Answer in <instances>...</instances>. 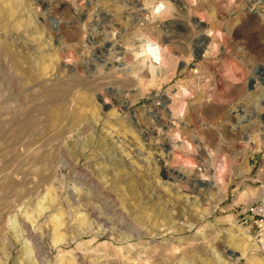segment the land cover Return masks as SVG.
<instances>
[{"label":"rangeland","instance_id":"1","mask_svg":"<svg viewBox=\"0 0 264 264\" xmlns=\"http://www.w3.org/2000/svg\"><path fill=\"white\" fill-rule=\"evenodd\" d=\"M260 66L264 0H0V264H264Z\"/></svg>","mask_w":264,"mask_h":264},{"label":"water","instance_id":"2","mask_svg":"<svg viewBox=\"0 0 264 264\" xmlns=\"http://www.w3.org/2000/svg\"><path fill=\"white\" fill-rule=\"evenodd\" d=\"M53 23H55V22H53ZM196 41H197V44H195L193 46V48H194V57H195V59H198L202 54L204 45L207 43V37L200 35ZM263 71H264V66H260L254 70V73L263 74ZM263 80L264 79H260L259 81H261L263 83ZM162 101L164 103L165 99H162Z\"/></svg>","mask_w":264,"mask_h":264},{"label":"bare ground","instance_id":"3","mask_svg":"<svg viewBox=\"0 0 264 264\" xmlns=\"http://www.w3.org/2000/svg\"><path fill=\"white\" fill-rule=\"evenodd\" d=\"M161 7H162V5L157 6V8L155 9L154 12H156V11L158 12ZM146 47H147L146 51H147L148 55H150L152 57L154 62H156V63L161 62L162 55H161L160 50L157 47L152 46V45H147ZM151 50H153V51L151 52Z\"/></svg>","mask_w":264,"mask_h":264},{"label":"built area","instance_id":"4","mask_svg":"<svg viewBox=\"0 0 264 264\" xmlns=\"http://www.w3.org/2000/svg\"><path fill=\"white\" fill-rule=\"evenodd\" d=\"M251 212H252L255 216H257V217L260 218L259 220H257L256 224H257L259 227L263 226V224H264V214H262L260 211H258V209H252Z\"/></svg>","mask_w":264,"mask_h":264},{"label":"clouds","instance_id":"5","mask_svg":"<svg viewBox=\"0 0 264 264\" xmlns=\"http://www.w3.org/2000/svg\"><path fill=\"white\" fill-rule=\"evenodd\" d=\"M153 50H151V52H152Z\"/></svg>","mask_w":264,"mask_h":264}]
</instances>
